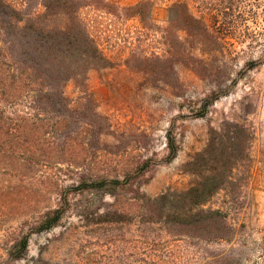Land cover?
I'll use <instances>...</instances> for the list:
<instances>
[{
    "label": "rangeland",
    "instance_id": "1",
    "mask_svg": "<svg viewBox=\"0 0 264 264\" xmlns=\"http://www.w3.org/2000/svg\"><path fill=\"white\" fill-rule=\"evenodd\" d=\"M4 1L40 11L33 0ZM106 1L114 6L87 7L80 17L107 60L87 74L96 112L111 127L94 166L107 183L79 185L46 168L36 180L16 184L14 202L0 201V264H137L145 243L183 253L177 264L191 263L194 240L176 236L175 224L159 217L146 223L143 198L186 190L194 181L189 163L226 122L245 124L254 135L240 221L248 239L258 241L264 230V0ZM175 1L204 15L218 41L211 52L203 54L179 25H169ZM139 2L147 3L142 20L128 10ZM197 64L200 77L191 72ZM64 92L74 100L80 95L73 83ZM53 211L60 216L56 226L40 230Z\"/></svg>",
    "mask_w": 264,
    "mask_h": 264
},
{
    "label": "trees",
    "instance_id": "2",
    "mask_svg": "<svg viewBox=\"0 0 264 264\" xmlns=\"http://www.w3.org/2000/svg\"><path fill=\"white\" fill-rule=\"evenodd\" d=\"M33 1L40 11L29 9L26 2L23 10H17L0 0L3 205L14 202L19 191L16 184L36 180L40 169H54V177L65 173V177L76 178L79 185L107 183V177L94 166L98 153L103 151L101 138L109 134L111 127L107 118L97 114L87 85V74L105 67L107 60L88 33L80 11L87 7L104 10L114 4L106 0ZM146 7L147 3L139 2L129 8L134 12L130 17L142 20V8ZM171 11L174 17L169 25H179V31L193 39L200 52H211L218 45L204 15H194L187 1H175ZM198 68L197 64L191 72L200 77ZM69 83L79 90L75 100L65 95ZM200 111L204 116L206 106ZM253 137L252 128L245 124L226 122L219 132L211 131L205 148L189 163L192 168L188 173L194 181L186 190L143 198L141 216H150L146 223L159 217L175 224L171 232L176 236L194 240L193 261L184 264H264V230L258 241H250L240 221L247 205ZM113 183H119L118 179ZM139 192L135 196H141ZM215 199L217 206L212 205ZM59 219L58 212H49L38 226L49 230ZM145 245L144 259L137 264H177V257L183 259V253ZM26 247L23 240L20 248L25 251Z\"/></svg>",
    "mask_w": 264,
    "mask_h": 264
}]
</instances>
